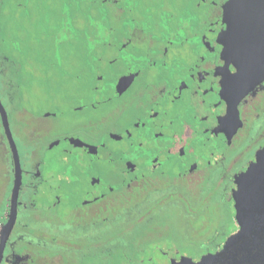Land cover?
<instances>
[{
  "label": "flooded vegetation",
  "instance_id": "obj_1",
  "mask_svg": "<svg viewBox=\"0 0 264 264\" xmlns=\"http://www.w3.org/2000/svg\"><path fill=\"white\" fill-rule=\"evenodd\" d=\"M227 1H0L21 169L0 264H81L138 219L165 228L138 264L211 253L237 231L231 189L264 147V81L244 95L231 83ZM13 173L0 118V232ZM219 228L234 231L219 243Z\"/></svg>",
  "mask_w": 264,
  "mask_h": 264
},
{
  "label": "water",
  "instance_id": "obj_2",
  "mask_svg": "<svg viewBox=\"0 0 264 264\" xmlns=\"http://www.w3.org/2000/svg\"><path fill=\"white\" fill-rule=\"evenodd\" d=\"M224 22L226 29L220 37L222 59L226 65L235 68V73L230 75L231 83L241 88L240 95H244L264 81V0H228L224 6ZM0 118L14 171L9 218L0 232L1 261L4 243L16 220L21 169L1 101ZM231 193L237 231L229 235L216 251L184 257L170 264H264V147L235 182Z\"/></svg>",
  "mask_w": 264,
  "mask_h": 264
},
{
  "label": "trees",
  "instance_id": "obj_3",
  "mask_svg": "<svg viewBox=\"0 0 264 264\" xmlns=\"http://www.w3.org/2000/svg\"><path fill=\"white\" fill-rule=\"evenodd\" d=\"M5 87H9L11 94L16 95L18 93L17 87L13 84L10 86L5 84ZM3 88L4 82L2 69L0 68V98H2ZM10 101L12 106L9 109L17 108V99L12 96ZM233 229L231 228L232 231L230 232H233ZM227 230L223 228L217 230L218 240L223 236V232H227ZM163 231H165V228L155 229L146 221L140 219L138 221L122 222L120 228L107 231L103 242L104 248L101 247L94 251V254L82 260L81 264H138L143 254L152 248V242L150 241L152 235L156 236L155 233ZM215 247L214 244L213 248Z\"/></svg>",
  "mask_w": 264,
  "mask_h": 264
},
{
  "label": "rangeland",
  "instance_id": "obj_4",
  "mask_svg": "<svg viewBox=\"0 0 264 264\" xmlns=\"http://www.w3.org/2000/svg\"><path fill=\"white\" fill-rule=\"evenodd\" d=\"M15 23H16V22H15ZM16 24H17V23H16ZM36 48H37V49H40L39 46H36ZM76 49H78V44L74 45V46L71 47V48L64 49L63 52H61V53H59V54L57 55V60H59V59L61 58L60 54L63 55V57H64V55H67V56H65L66 59H70V56H71V55L76 54ZM40 55H41L42 57H45V56H44V52L38 54V56H40ZM181 230H182V229H181ZM202 230H205V229H202ZM202 230H201V231H202ZM233 230H234V229H233ZM230 231H232L231 228H229V229L227 230V232H224V234H223L224 236H222V237L218 240V242L221 243L223 237H225V235H227L228 233H230ZM213 234L217 235V234H216V230H214V229H213ZM230 235H231V234H230ZM216 239H217V238H216ZM216 242H217V241H216ZM218 242H217V243H218ZM213 245H214V244H213ZM204 248H206L205 245H200V246L198 247V249H201V250H203ZM219 248H220V247H219Z\"/></svg>",
  "mask_w": 264,
  "mask_h": 264
}]
</instances>
